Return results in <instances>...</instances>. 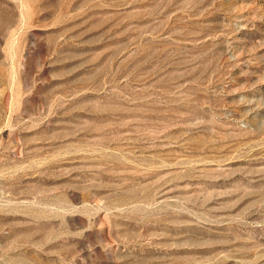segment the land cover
I'll return each mask as SVG.
<instances>
[{"label":"rangeland","instance_id":"obj_1","mask_svg":"<svg viewBox=\"0 0 264 264\" xmlns=\"http://www.w3.org/2000/svg\"><path fill=\"white\" fill-rule=\"evenodd\" d=\"M0 264H264V0H0Z\"/></svg>","mask_w":264,"mask_h":264}]
</instances>
